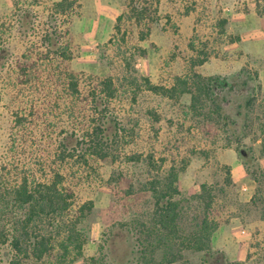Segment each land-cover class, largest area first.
<instances>
[{
	"label": "rangeland",
	"instance_id": "obj_1",
	"mask_svg": "<svg viewBox=\"0 0 264 264\" xmlns=\"http://www.w3.org/2000/svg\"><path fill=\"white\" fill-rule=\"evenodd\" d=\"M54 1L57 0H18V4L22 9L32 10L42 23ZM143 1L150 10L156 5L155 13L151 14L157 19L156 24L143 22L134 26L123 19L118 23L120 31H124L120 40L113 27L116 17L124 11L125 0H78L80 6L63 40L72 55L67 67L80 79L78 89L82 94L86 93L89 81L112 78L117 90L111 102L112 110L129 131L121 151L140 156L138 163L119 158L114 162L88 160L84 164L77 157L62 161L57 158L60 129L75 131L82 121L79 113L77 116L68 113L71 102L74 107L80 106L77 98H64L55 79L62 63L57 59L46 63L34 57L40 48L37 38L31 30L18 29V10L11 0H0V191L9 190L22 177L29 185L47 182L57 171L62 184L74 196L70 213L56 217L60 227L69 226L77 209L91 203V208L83 209L84 217L75 225L85 240L83 256L70 264H130L134 255L131 248L135 249L133 237H136L132 227L137 222L148 221L152 209L150 194L141 185L163 176L172 165L177 170L176 186L182 197L196 193L203 183L222 189L218 195L219 207L228 220L212 234L213 255L207 264H264V216L261 215L264 205H249L256 186L246 176L238 158L242 151L247 161H256L264 167V157L259 155L264 133L262 28L253 24L256 19L251 10L247 14L234 12L239 8L237 0ZM217 17L226 19L225 31L231 37L244 32V41L223 43L222 36L214 29ZM236 17L241 18L237 21ZM39 29L40 24L34 33ZM145 32H148L146 38L140 40ZM203 57L206 60L195 66L194 62ZM21 63L28 65L27 82H22ZM240 72L252 78L256 74L252 96L244 104L250 98L253 102L250 108L243 106L238 124L232 104L225 105L229 132L208 115L206 104L194 112L189 107L188 95L161 97L150 92L144 82L146 79L151 85L168 88L178 79L196 73L204 79H226ZM14 111L26 118L23 126H14ZM71 145L74 144L68 147ZM236 162L238 169L232 168ZM225 167L229 169L231 187L224 185ZM23 213L24 208L4 193L0 197L2 234H10L12 228L18 234L16 222ZM120 223L127 224L131 232L126 235L119 232ZM110 229L117 234L109 247L115 252L110 253L113 261L110 256L106 258L108 251L99 250L102 234ZM25 232L31 241H34L32 235L36 240L49 237L53 248L41 263L61 264L63 260L56 250L65 235L61 229L60 234L55 233L48 220H42L34 221ZM0 249L7 251L5 247ZM37 262L30 255L27 264L40 261ZM174 264L203 263L198 253L185 252Z\"/></svg>",
	"mask_w": 264,
	"mask_h": 264
},
{
	"label": "trees",
	"instance_id": "obj_2",
	"mask_svg": "<svg viewBox=\"0 0 264 264\" xmlns=\"http://www.w3.org/2000/svg\"><path fill=\"white\" fill-rule=\"evenodd\" d=\"M13 7L18 10L16 23L19 30H31V34L38 40L39 47L34 57L39 61L50 63L57 59L59 64L62 63L61 71L55 75L58 80L60 90L64 98L76 97L79 107H74L69 101L68 113L70 115L79 113L81 120L79 125L74 129H60V139L57 142V158L59 160L79 158L84 164L88 160L93 161H115L123 158L127 162L138 163L140 156L125 155L122 153L121 145L125 144L129 131L114 114L111 106L112 100L116 96V88L111 77L95 78L87 83V91L82 94L78 89L80 79L77 74L68 69L67 63L72 59L71 53L64 45V39L69 34V24L72 17L79 8L78 0H57L51 2L47 14L39 23L32 10L22 9L18 0H11ZM238 4L235 13L247 14L250 10L255 16H264V0H237ZM157 4V2H156ZM152 11V12H150ZM154 9L150 10L143 0H125L124 11L116 17L115 31L120 34V40H123L124 31H120L118 23L126 20L134 26H140L143 22L156 24L157 19L151 14L155 13ZM187 12V10L185 11ZM31 15V17H30ZM37 33L35 30L39 27ZM227 24L226 19L217 17L214 26L216 34L222 36L223 43L230 44L238 41V37H231L225 31ZM27 27V28H26ZM148 32H145L140 40L146 38ZM218 37V38H219ZM34 45V44H33ZM264 46V31H263ZM194 52V49H191ZM201 55L206 53L201 52ZM197 59L195 66L201 65L204 60ZM33 64L31 63V67ZM60 66V65H59ZM59 68V67H57ZM20 74L22 82H27L28 65L20 64ZM255 75V74H254ZM256 77V75H255ZM225 79L219 77H200L199 74H193L191 77L178 79L171 87L151 85L146 79L147 89L161 97L172 98L175 95L186 94L189 96V107L196 112L206 104L208 115L214 120L227 128V116L225 103L227 100L222 95V84ZM253 99H248L244 106L250 108ZM31 108V107H30ZM31 113V110H30ZM199 114V113H197ZM207 115V116H208ZM26 118L18 111L13 112L14 126H23ZM75 121V120H74ZM237 132V130H234ZM239 138L235 139V143ZM70 143L74 145L69 146ZM122 154V157L120 156ZM259 155L264 157V133L261 135L259 143ZM243 166L246 176L255 184L256 188L249 199V205H264V167L258 165L255 161H247L238 155ZM151 157L148 156L150 164ZM182 169V168H181ZM225 170L224 185L232 186V180L227 167ZM62 177L58 172H53L51 178L44 183L29 185L25 178L11 187L9 190L3 188L0 191V197L4 193L9 194L13 203L24 208L23 217L16 223L19 225V232L12 228L8 235L0 231V247H5L7 251L0 249V264H27L29 256H33L36 261H40L43 256L49 254L53 245H50V239L43 237L36 240V236L31 237V241L26 228L34 221L48 220V224L58 234L64 232V239L57 245L56 250L62 258L61 264H70L82 258V251L85 244L83 236L75 229V225L84 217L83 209L88 211L91 203L88 202L86 207H79L77 215L70 221L69 226L60 227L56 217L68 215L71 211L74 196L72 191L62 184ZM177 170L172 165L168 167L165 174L151 181H146L141 185V189L150 194L152 199V209L148 221L137 222L132 230L136 237H133V246L131 254L133 255L130 264H174L178 262L183 253H198L203 264L208 263L212 257L211 237L214 231L227 222L223 208L219 207L218 195L222 194V189L217 190L216 185L203 183L199 185L198 191L192 195L182 197L176 186ZM225 208V207H224ZM261 215L264 216V206ZM119 232L124 235L131 232L127 224H119ZM61 229V232H60ZM57 234V235H58ZM117 234L108 230L101 236V246L99 250L108 251L105 255L108 259L113 249H109L113 244ZM106 254V253H105ZM156 254L158 256L156 257ZM112 260L113 257L110 256ZM113 261V260H112ZM37 262V263H38ZM60 264V263H59ZM113 264V263H112ZM227 264H243L241 262H231Z\"/></svg>",
	"mask_w": 264,
	"mask_h": 264
},
{
	"label": "flooded vegetation",
	"instance_id": "obj_3",
	"mask_svg": "<svg viewBox=\"0 0 264 264\" xmlns=\"http://www.w3.org/2000/svg\"><path fill=\"white\" fill-rule=\"evenodd\" d=\"M253 80L248 74L238 73L223 81L222 93L225 99L229 98L225 103L226 106L232 104V109L238 119L242 116L244 100L251 96ZM246 158V155L245 157Z\"/></svg>",
	"mask_w": 264,
	"mask_h": 264
},
{
	"label": "crops",
	"instance_id": "obj_4",
	"mask_svg": "<svg viewBox=\"0 0 264 264\" xmlns=\"http://www.w3.org/2000/svg\"><path fill=\"white\" fill-rule=\"evenodd\" d=\"M116 9H118V8H116ZM114 11V10H113ZM117 12V11H116ZM253 15H254V19H256L255 21H256V23H253L254 25H256V24H258L259 26H261V28H262V43H263V31H264V16H261V17H258V16H256L255 17V14L253 13ZM116 16V15H115ZM236 18H238V20L237 21H239L240 20V18L241 17H236ZM249 20H250V18H249ZM257 27L258 29H260V27ZM244 32H242V33H240V34H238L237 36H235V37H238V41H236V42H239V41H241V42H243L244 41V38L243 37H245L244 36V34H243ZM240 73H242V72H240ZM236 74H238V73H236ZM245 74H247V73H245ZM256 75V74H255ZM255 75L253 76V78L251 77V79L252 80H255L256 79V77H255ZM225 79V78H224ZM227 79V78H226ZM251 96H252V93H251ZM244 106V105H243ZM244 159V158H243ZM241 162V161H240ZM232 168H235V169H238L239 168V163L238 162H236V163H233L232 164ZM210 244H211V248H212V237H211V241H210Z\"/></svg>",
	"mask_w": 264,
	"mask_h": 264
},
{
	"label": "water",
	"instance_id": "obj_5",
	"mask_svg": "<svg viewBox=\"0 0 264 264\" xmlns=\"http://www.w3.org/2000/svg\"><path fill=\"white\" fill-rule=\"evenodd\" d=\"M239 154L241 155V157H242V158H244V157H245V155L243 154V152H242V151H240V152H239Z\"/></svg>",
	"mask_w": 264,
	"mask_h": 264
}]
</instances>
